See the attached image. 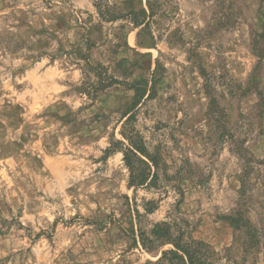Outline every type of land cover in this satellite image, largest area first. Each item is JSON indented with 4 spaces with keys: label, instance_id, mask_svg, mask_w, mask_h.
Masks as SVG:
<instances>
[{
    "label": "rangeland",
    "instance_id": "rangeland-1",
    "mask_svg": "<svg viewBox=\"0 0 264 264\" xmlns=\"http://www.w3.org/2000/svg\"><path fill=\"white\" fill-rule=\"evenodd\" d=\"M262 33L264 0H0V264H153L125 231L131 207L152 200L147 224L180 202L217 264H264V66L251 47ZM86 59L152 96L132 112L129 86L80 94ZM205 76L234 86L215 81L216 110ZM130 112L169 175L192 172L182 195L128 189Z\"/></svg>",
    "mask_w": 264,
    "mask_h": 264
},
{
    "label": "trees",
    "instance_id": "trees-1",
    "mask_svg": "<svg viewBox=\"0 0 264 264\" xmlns=\"http://www.w3.org/2000/svg\"><path fill=\"white\" fill-rule=\"evenodd\" d=\"M141 12L144 15L147 14L145 10ZM130 15L137 27L145 24V22L140 23L141 20L139 17L137 18V13L132 12ZM103 18L116 21L120 17L117 18L112 15L111 17L103 16ZM251 47L259 59L258 67L262 68L264 66V33L253 40ZM83 76V81L77 91L92 99L104 96L109 89L117 85L129 86L130 89L136 92V102L132 112H135V108L147 98H150L151 93L154 92V88H148L149 83L147 81L139 83L134 88L126 82L111 77L105 67L93 65L89 59H86ZM217 80L220 86L222 85L227 89L228 94H231L232 87H234L223 76L219 78L204 77V90L210 98V108L215 107V110L218 109L217 95H219L215 89V81ZM256 82L257 77L254 78L252 84L255 85ZM130 114L131 112L125 115L126 121H124L121 133L123 141L119 142L125 166L129 173L128 189L133 190L135 195L139 190L157 191L160 194L168 186H172L182 195L179 188L180 182L184 175L189 176L192 172L190 169L183 168L184 174L180 170L175 176L169 175L167 172L168 166L163 158L159 154H152L149 151L144 138L136 129V113ZM185 165L190 166V163L186 162ZM126 199L129 201V197H126ZM158 208L159 202L156 200L144 202L142 205L144 213L140 211L137 203L134 207H131L130 230L125 231L129 233L128 237L132 240L134 246L150 255H155L158 259L153 264H217L215 251L206 243L193 237L194 229L191 223L180 214V202L175 207V213L166 217L167 220L147 224L144 219L154 214ZM231 221L237 231L251 234L252 228L242 219L240 213L231 218Z\"/></svg>",
    "mask_w": 264,
    "mask_h": 264
}]
</instances>
